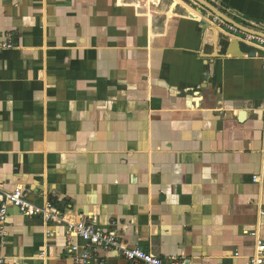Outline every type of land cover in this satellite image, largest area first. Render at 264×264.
I'll return each instance as SVG.
<instances>
[{"label":"crops","instance_id":"crops-1","mask_svg":"<svg viewBox=\"0 0 264 264\" xmlns=\"http://www.w3.org/2000/svg\"><path fill=\"white\" fill-rule=\"evenodd\" d=\"M206 1L264 30V0ZM221 21L194 0H0L14 44L0 52V206L22 189L64 218L8 206L5 264H74L69 244L84 243L66 222L81 220L162 259L250 262L249 233L264 242V52L227 54Z\"/></svg>","mask_w":264,"mask_h":264},{"label":"built area","instance_id":"built-area-1","mask_svg":"<svg viewBox=\"0 0 264 264\" xmlns=\"http://www.w3.org/2000/svg\"><path fill=\"white\" fill-rule=\"evenodd\" d=\"M221 22L224 23V21ZM226 25L230 34L233 32L237 38H240L239 40L241 42H244L251 47H256L264 52V37L241 31L227 23ZM244 26L249 29L264 32V30L260 28V25L255 22H250V25ZM13 48L14 44L11 37L0 34V52ZM253 180L256 183H261L263 176L257 175L253 177ZM8 206L17 207L26 215L42 213L45 224H49L50 222H64V218L58 217L51 212V204H48L46 209H37L27 200V195L22 189H16L11 193L6 194L5 202L0 206V221L2 223L6 220ZM262 215H264V212ZM66 223L69 237L81 239L84 243L82 246L69 244L67 251L73 255L74 264H106L105 262L96 259V255L99 251L116 252L126 260L127 264H191L186 258L171 260L162 259L154 253L143 250L139 246L131 247L120 239L116 230L105 231L92 222L81 220L77 222L67 221ZM249 235L255 238L256 253L250 258L248 264H262L264 261V242L261 239L259 230L252 231ZM0 264H5V259L1 256Z\"/></svg>","mask_w":264,"mask_h":264},{"label":"water","instance_id":"water-1","mask_svg":"<svg viewBox=\"0 0 264 264\" xmlns=\"http://www.w3.org/2000/svg\"><path fill=\"white\" fill-rule=\"evenodd\" d=\"M197 4H199L201 7H203L206 10H209L214 16H216L218 19H221L222 21H224L225 23L232 25L236 28H238L241 31H245L257 36H262L264 37V32L261 31H257V30H253V29H249L248 27H245L244 25L238 23L237 21L231 19L230 17H228L227 15H225L224 13H222L215 5L211 4L210 2L206 1V0H194ZM219 29H222L220 26H218ZM219 29H215V36L216 39L219 41V36L222 35L219 32ZM227 33H229L228 31H226ZM223 39H227L229 41V49L227 51V54H230L234 57H241L244 55L242 49H241V41L236 37V38H232L229 36H221ZM240 119H245L246 115L244 112L240 113Z\"/></svg>","mask_w":264,"mask_h":264}]
</instances>
